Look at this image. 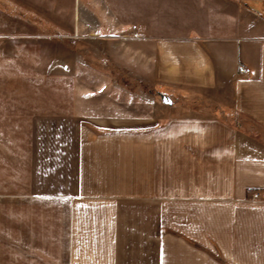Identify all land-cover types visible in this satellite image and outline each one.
I'll return each instance as SVG.
<instances>
[{"label":"crops","instance_id":"crops-1","mask_svg":"<svg viewBox=\"0 0 264 264\" xmlns=\"http://www.w3.org/2000/svg\"><path fill=\"white\" fill-rule=\"evenodd\" d=\"M84 3L132 23L152 80L198 89L202 112L153 101L166 122L152 110L149 128L127 129L126 103L107 99L101 119L121 124L81 128L78 99L77 111L48 116L28 97H5L20 62L1 49L0 122L21 109L31 128H0V264H264V0H0V18L75 15ZM128 10L139 12L133 22ZM170 23L184 29L158 38ZM24 36L40 35L0 30V41ZM230 112L252 130L219 116Z\"/></svg>","mask_w":264,"mask_h":264},{"label":"rangeland","instance_id":"rangeland-1","mask_svg":"<svg viewBox=\"0 0 264 264\" xmlns=\"http://www.w3.org/2000/svg\"><path fill=\"white\" fill-rule=\"evenodd\" d=\"M59 1L70 6L73 4V0ZM5 12L7 11L2 12L0 18L5 20L2 21L1 31L40 35L24 36L15 40L4 38L0 41V50L3 49V53L7 55L15 50L20 62L16 64V71L19 73L14 75L16 89L7 91L4 88L5 97L10 98L12 95L16 101L28 97L33 106L46 108L48 116H53L56 111L63 114L77 111L74 99H78L80 127L99 132L103 128L114 129L121 124L114 123L116 121L106 123L101 119L100 113L104 107L100 104L107 99H120L126 103L128 115L126 120L121 122H124L127 129L149 128L154 122L150 119L152 110L158 113L155 123H165L169 115H166V108L157 106L158 103H165L160 104L161 107L173 104L169 107L176 114L182 113L183 110L202 112V93L198 89H173L152 80L148 59L138 52L140 47L139 43H136L138 38L135 26L132 23L122 24L117 11L87 9L86 3L75 11L77 15H74V9L71 8L67 11L19 9L12 11L16 15L15 20L4 24ZM138 15L139 12L128 10L126 16L129 19L124 21L133 22ZM172 15L169 12L164 14L168 18H172ZM26 21L33 24L30 25ZM40 21L43 25H37ZM54 21L60 24L53 25ZM192 28L196 29L198 26L193 25ZM173 29L176 31L184 28L182 25L170 23L163 25L156 34L158 38L169 37L175 32H172ZM23 69L27 72L24 76ZM5 75L2 76L7 77ZM8 78H11V74L4 78V81H10ZM163 96L167 100L171 98L172 103L163 101ZM92 100L94 102H91ZM140 100L143 101V119L134 120L137 108L135 104L140 103ZM88 102L95 105H87ZM152 104H155V108L151 107ZM219 116H228L227 120L235 125H244L251 130L253 128L252 124L246 121L247 118L240 114L230 112ZM105 120L117 119L111 117ZM103 125L105 127H101ZM29 127L30 124L21 109L15 111L13 120L8 113L6 120L0 122V128L8 129L9 132L15 130V134L19 130H29Z\"/></svg>","mask_w":264,"mask_h":264},{"label":"built area","instance_id":"built-area-1","mask_svg":"<svg viewBox=\"0 0 264 264\" xmlns=\"http://www.w3.org/2000/svg\"><path fill=\"white\" fill-rule=\"evenodd\" d=\"M238 70L241 73H249L250 72V69L245 67L244 65H239Z\"/></svg>","mask_w":264,"mask_h":264},{"label":"water","instance_id":"water-1","mask_svg":"<svg viewBox=\"0 0 264 264\" xmlns=\"http://www.w3.org/2000/svg\"><path fill=\"white\" fill-rule=\"evenodd\" d=\"M163 101H167L168 103H172V99L168 98V100L166 99V97L163 96Z\"/></svg>","mask_w":264,"mask_h":264}]
</instances>
